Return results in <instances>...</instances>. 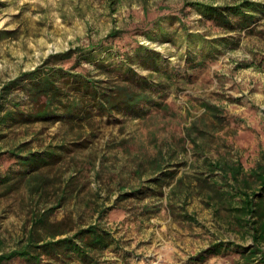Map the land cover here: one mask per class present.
Here are the masks:
<instances>
[{
  "label": "rangeland",
  "instance_id": "374dc122",
  "mask_svg": "<svg viewBox=\"0 0 264 264\" xmlns=\"http://www.w3.org/2000/svg\"><path fill=\"white\" fill-rule=\"evenodd\" d=\"M194 1L229 5L244 0H0V102L10 80L43 67L54 54L98 43L113 30L125 31L113 40L121 48L144 43L166 57L164 70L181 73L162 99L168 107L152 106L143 116L96 114L93 123L74 129L52 119L5 126L0 174L11 170L18 176L20 166L10 151L19 145H26L25 153L60 143L67 149L10 192L0 185V253L27 238L38 211L54 207L50 220L65 222L72 233L95 223L112 230L120 247L106 249L100 255L103 264H246L237 246L252 243L251 218L222 207L242 203L227 192L230 181L222 171L209 164L241 162L248 174L263 160L264 13L247 29L228 30L205 20L191 5ZM160 19L170 30L183 22L208 40L233 36L234 42L210 55L205 65L191 68L173 43L145 34ZM83 69L94 71L95 66L84 62L74 68ZM135 69L141 75L151 72L145 66ZM9 99L26 110L32 106L23 88ZM206 103L221 109L222 125H214ZM168 173L174 176L161 189L122 199L123 192ZM200 178L226 192L217 204L209 200L208 187L201 189ZM253 188L258 184L253 182ZM231 243L210 253L217 244ZM4 264L28 263L17 258Z\"/></svg>",
  "mask_w": 264,
  "mask_h": 264
},
{
  "label": "trees",
  "instance_id": "16d2710c",
  "mask_svg": "<svg viewBox=\"0 0 264 264\" xmlns=\"http://www.w3.org/2000/svg\"><path fill=\"white\" fill-rule=\"evenodd\" d=\"M191 5L205 20H211L228 30L247 29L256 22L260 13H264V3L255 0H244L229 5L194 1ZM174 21L178 20L173 19L171 23ZM179 23V26L170 30V25L160 19L150 25L151 28L145 34L151 39H167L173 43L179 50L178 55L185 58L191 68L205 65L210 55L234 42L233 36L208 40L202 34L190 31L185 23ZM124 32L113 30L106 39L98 43L54 54L43 67L27 71L7 82L2 89L3 98L0 102V135L4 127L13 121L61 120L74 129L76 126L93 123L92 119L96 114L112 116L115 113H123L143 116L152 106L167 108L168 103L162 99L168 88L179 81L181 73L178 70L166 71V57L144 43L133 46L131 50L118 46L113 40L121 38ZM70 59L75 60L71 67L57 65ZM84 62L93 64L95 70H74ZM135 65L149 67L151 72L141 75L136 71ZM101 73H106L109 77L96 78V75ZM21 88L25 89L32 102L29 110L22 108L20 102L9 99L10 94ZM11 103L13 106H10ZM205 107L216 119L214 125H222L224 116L220 114L221 109L211 103H206ZM204 132L205 130L201 133ZM189 135L193 137L192 132ZM195 137L193 139H197ZM66 145L67 143L50 144L45 149L25 153L26 145L22 144L16 150H11L10 153L18 160L20 170L16 177L11 170L0 174V185L4 193L10 192L26 177L37 173L41 166L56 162L66 151ZM262 159L248 174L244 172L241 162L228 163L217 160L209 164L212 170L222 171L224 179L230 181V184H227V192L232 199L240 197L242 203L238 208L225 205L222 207L236 209L245 217L251 218L248 225L253 241L248 245L237 246L246 264L253 261L264 264V152ZM173 176L169 173L159 175L153 178L151 185H142L123 192L122 199L148 195V190L154 191L159 187L161 189L163 182ZM200 180L203 181L201 189L208 187L209 200L217 204L226 192L215 188V184L208 185L206 178ZM178 181L182 183L183 178H178ZM253 182L258 184L257 189L253 188ZM65 194L66 191L61 200L66 198ZM53 210L54 207H51L35 214L36 218L27 238L21 240L12 250L1 252L0 264L17 258L28 264H103L100 255L106 249L118 251L119 242L109 228L95 223L72 233L74 228L65 222L50 220ZM223 246L233 247L234 243L217 244L210 253Z\"/></svg>",
  "mask_w": 264,
  "mask_h": 264
},
{
  "label": "built area",
  "instance_id": "2783aa9c",
  "mask_svg": "<svg viewBox=\"0 0 264 264\" xmlns=\"http://www.w3.org/2000/svg\"><path fill=\"white\" fill-rule=\"evenodd\" d=\"M153 264H161L158 260L154 261Z\"/></svg>",
  "mask_w": 264,
  "mask_h": 264
}]
</instances>
